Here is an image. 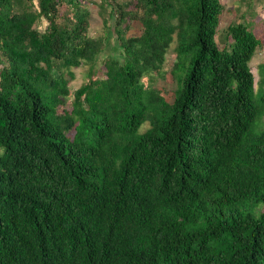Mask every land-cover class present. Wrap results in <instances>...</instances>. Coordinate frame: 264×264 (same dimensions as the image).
<instances>
[{
	"label": "trees",
	"instance_id": "obj_1",
	"mask_svg": "<svg viewBox=\"0 0 264 264\" xmlns=\"http://www.w3.org/2000/svg\"><path fill=\"white\" fill-rule=\"evenodd\" d=\"M99 6L91 37L80 0H0V264H264L256 36L219 44L220 0Z\"/></svg>",
	"mask_w": 264,
	"mask_h": 264
},
{
	"label": "rangeland",
	"instance_id": "obj_2",
	"mask_svg": "<svg viewBox=\"0 0 264 264\" xmlns=\"http://www.w3.org/2000/svg\"><path fill=\"white\" fill-rule=\"evenodd\" d=\"M83 5L87 7L90 12L89 15V28L88 34L91 37H98L104 35V25L102 22V17L100 15L101 8L99 4L103 0H80ZM119 1V0H116ZM222 4V10L219 14V25H218V37L217 41L219 44L224 43L222 30L225 29L230 23L239 22L251 29L257 40L259 41V46L257 47L255 54L250 61V69L254 74V84L257 87V81L259 78L258 72L260 65L264 62V0H220ZM68 9V5H63L61 10ZM132 24V23H131ZM139 26V24L137 23ZM132 25L128 30L127 34H135L139 31V27ZM223 42V43H222ZM175 42L172 43L166 54V61L164 64V70H167L163 77L155 76L152 80L153 86L158 88L163 92L164 97L171 101L173 98V90L175 88V82L171 76L169 69L175 58V53L173 51ZM221 46V45H219ZM104 55L110 54L111 46L107 45L102 50ZM102 56L99 57L97 67H101ZM73 77L70 78L69 87L71 91L78 88L80 85L87 82L89 77V70L87 64H82L79 67H73L72 69ZM100 74V70L98 72ZM145 82L147 80H144ZM145 125V124H144ZM146 127H142L144 130Z\"/></svg>",
	"mask_w": 264,
	"mask_h": 264
}]
</instances>
